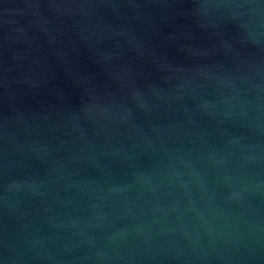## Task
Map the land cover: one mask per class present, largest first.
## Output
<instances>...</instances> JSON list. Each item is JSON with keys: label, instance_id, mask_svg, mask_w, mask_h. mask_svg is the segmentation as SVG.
<instances>
[{"label": "water", "instance_id": "obj_1", "mask_svg": "<svg viewBox=\"0 0 264 264\" xmlns=\"http://www.w3.org/2000/svg\"><path fill=\"white\" fill-rule=\"evenodd\" d=\"M0 264H264V0H0Z\"/></svg>", "mask_w": 264, "mask_h": 264}]
</instances>
